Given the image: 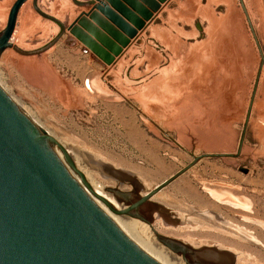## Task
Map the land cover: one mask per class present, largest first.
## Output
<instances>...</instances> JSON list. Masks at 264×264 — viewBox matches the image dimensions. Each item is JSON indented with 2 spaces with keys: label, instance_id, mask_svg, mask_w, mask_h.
<instances>
[{
  "label": "rangeland",
  "instance_id": "rangeland-1",
  "mask_svg": "<svg viewBox=\"0 0 264 264\" xmlns=\"http://www.w3.org/2000/svg\"><path fill=\"white\" fill-rule=\"evenodd\" d=\"M15 1L0 0V33ZM37 6L61 25L27 1L0 55V84L115 200L110 190L144 196L196 156L237 153L262 61L239 0ZM140 213L123 216L237 264H264V65L240 155L203 158Z\"/></svg>",
  "mask_w": 264,
  "mask_h": 264
},
{
  "label": "water",
  "instance_id": "water-1",
  "mask_svg": "<svg viewBox=\"0 0 264 264\" xmlns=\"http://www.w3.org/2000/svg\"><path fill=\"white\" fill-rule=\"evenodd\" d=\"M27 1L16 0L12 5L6 27L0 33V55L12 46L18 15ZM239 2L262 61L237 153L196 156L186 167L144 196H139L136 191L110 190L127 203V207L121 210L111 208L114 213L144 220L141 207L200 160L237 158L240 155L264 55L244 0ZM33 6L41 16L61 25L57 18L38 8L37 0H33ZM56 40L34 53L47 50ZM32 120L0 84V264H160L97 204L91 194L99 195L76 169L67 151ZM51 142L59 148L64 160ZM72 172L79 175L84 186ZM103 201L107 204L106 200ZM211 213L219 217L215 212ZM162 242L182 253L187 264H220L216 260L201 259L202 249L196 250L166 237ZM228 264H234L233 259Z\"/></svg>",
  "mask_w": 264,
  "mask_h": 264
},
{
  "label": "bare ground",
  "instance_id": "bare-ground-1",
  "mask_svg": "<svg viewBox=\"0 0 264 264\" xmlns=\"http://www.w3.org/2000/svg\"><path fill=\"white\" fill-rule=\"evenodd\" d=\"M85 88H86V90L88 92H90V93L93 92V90H92L93 88L90 85V80L89 79L85 80ZM30 116H31V114H30ZM33 122L38 126V128H40L35 120ZM52 146L56 150L57 154L62 158V160H64L63 156H62V153L59 150V148L53 143H52ZM64 149L69 154V157L71 158V160H73V162L75 163L76 169L81 174H83V176L85 177V180L91 185L93 191L96 194L99 195V197L94 196L93 194H91L88 191L92 195L94 200L97 202V204H99V206L103 210H105V212H107V214L111 217V219L138 246H140L146 253H148L151 257H153L160 264H185L180 257H178L177 255L173 254L172 252H170L169 250H167L166 248H164L163 246H161L159 244V241H162L163 237L159 233H157L154 230V228H151V227L149 228L146 225L142 224L141 222H139V221H137L135 219H131L129 217H126V216H123V215H118V214L114 213L111 210V208H113L115 210H121V209H124L125 207L120 202L115 200V198H113L112 195L106 193L107 191H104V188L102 186H100V185H98V184H96V183H94L92 181V179L90 178L89 174L84 170L83 166L81 165L80 160L75 157V152H73L74 150L71 149L72 150L71 151L69 148L68 149L64 148ZM74 149L76 150V148H74ZM72 173L75 176V178L82 184V186H84L82 181H81V179H80V177H79V175L74 173V172H72ZM103 199L106 200L107 204L103 201ZM167 203L171 204L173 202L171 200H169V201H167ZM231 203L233 205H238L236 203L234 204L233 202H231ZM150 206H152V208H150V209H153V208L156 207L155 205H150ZM195 220H196V218H195ZM196 221L199 224H201L203 222V219L202 218H198ZM213 250L209 249V250H205L204 251V248H202V250H200V254H199L200 258L201 259H207V260L208 259H210V260L212 259V260H216V261H221L224 264H228V262L230 261V260H228L229 256H230L229 253H227L228 251L223 252V253L222 252L216 253Z\"/></svg>",
  "mask_w": 264,
  "mask_h": 264
},
{
  "label": "crops",
  "instance_id": "crops-1",
  "mask_svg": "<svg viewBox=\"0 0 264 264\" xmlns=\"http://www.w3.org/2000/svg\"><path fill=\"white\" fill-rule=\"evenodd\" d=\"M244 3L248 10L252 23L255 24L254 18H258L260 21L263 22L262 25L264 27V0H244ZM258 33L264 34V30H261ZM90 85H91V80H90ZM91 87L93 88L92 85ZM93 92H96V90Z\"/></svg>",
  "mask_w": 264,
  "mask_h": 264
},
{
  "label": "flooded vegetation",
  "instance_id": "flooded-vegetation-1",
  "mask_svg": "<svg viewBox=\"0 0 264 264\" xmlns=\"http://www.w3.org/2000/svg\"><path fill=\"white\" fill-rule=\"evenodd\" d=\"M235 264H237V259H236V262H234Z\"/></svg>",
  "mask_w": 264,
  "mask_h": 264
}]
</instances>
